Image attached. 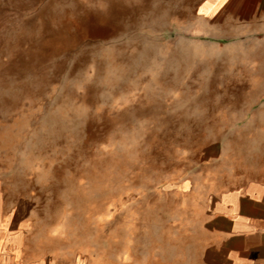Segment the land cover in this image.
<instances>
[{
    "label": "rangeland",
    "instance_id": "1",
    "mask_svg": "<svg viewBox=\"0 0 264 264\" xmlns=\"http://www.w3.org/2000/svg\"><path fill=\"white\" fill-rule=\"evenodd\" d=\"M263 151L264 0H0V264H208Z\"/></svg>",
    "mask_w": 264,
    "mask_h": 264
},
{
    "label": "crops",
    "instance_id": "2",
    "mask_svg": "<svg viewBox=\"0 0 264 264\" xmlns=\"http://www.w3.org/2000/svg\"><path fill=\"white\" fill-rule=\"evenodd\" d=\"M220 180L205 223L208 264H264V151Z\"/></svg>",
    "mask_w": 264,
    "mask_h": 264
}]
</instances>
